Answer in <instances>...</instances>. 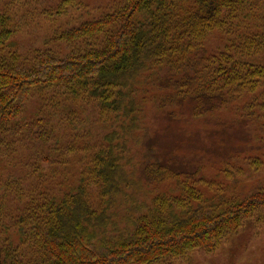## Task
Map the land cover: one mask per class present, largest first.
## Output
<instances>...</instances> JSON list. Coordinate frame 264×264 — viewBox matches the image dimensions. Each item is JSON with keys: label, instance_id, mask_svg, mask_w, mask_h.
<instances>
[{"label": "trees", "instance_id": "16d2710c", "mask_svg": "<svg viewBox=\"0 0 264 264\" xmlns=\"http://www.w3.org/2000/svg\"><path fill=\"white\" fill-rule=\"evenodd\" d=\"M70 5L63 0L54 14ZM10 24L0 14V46L14 34ZM211 33L224 36L223 51L228 45L232 53H209L205 38ZM54 35L86 46L74 45L63 57L37 50L26 65L15 52L0 56V136L35 142L54 136L50 117L21 121L33 90L43 86L73 102L93 101L113 128L75 184L21 216L19 244L0 240V264H164L188 247L209 249L217 235L237 228V212L264 205V192L250 195L248 204L207 201L191 187L174 197L152 194L146 185L154 175L156 181L166 173L179 178L191 169L163 151L159 131L137 148L145 131L140 95L150 86L164 92L154 100L165 119L161 132L172 130L177 110L205 114L225 99L240 101L264 88V66L245 62L264 50V0H124Z\"/></svg>", "mask_w": 264, "mask_h": 264}, {"label": "rangeland", "instance_id": "374dc122", "mask_svg": "<svg viewBox=\"0 0 264 264\" xmlns=\"http://www.w3.org/2000/svg\"><path fill=\"white\" fill-rule=\"evenodd\" d=\"M62 1L0 0V14L9 17L14 30L9 41L0 46V56L15 52L19 63L26 65L37 50L63 57L74 45L84 49L86 42L67 44L56 41L54 34L98 19L124 2L70 0L71 5L57 16L54 11ZM205 39L209 53H232L228 45L223 51L227 43L224 36L211 33ZM245 62L264 66V50ZM260 88L250 97L242 96L240 101L225 99L218 109L205 114L177 110L171 118L172 130L165 132L160 131L164 116L154 107V100L164 92L150 86L144 95L141 93L140 97H145V131L137 148L144 147L153 131H159L158 143L163 151L191 169L179 178L166 173L156 181L159 177L154 175V181L146 185L152 194L174 197L191 187L201 192L205 200L238 199L248 204V199L254 200L252 195L264 192V88ZM61 94L51 87L37 88L22 111V122L50 117L54 136L36 142L0 136V240L19 244L21 216L32 205L60 196L66 185L75 184L92 152L98 150L101 137L112 132L113 122L104 123V115L93 101L73 102L70 96ZM228 94L223 93L224 98ZM246 113L251 116L245 117ZM90 201L93 203L91 198ZM257 204L237 212V228L217 235L209 249L188 247L181 258L164 264H264V205ZM187 207L186 202H180L183 211Z\"/></svg>", "mask_w": 264, "mask_h": 264}]
</instances>
